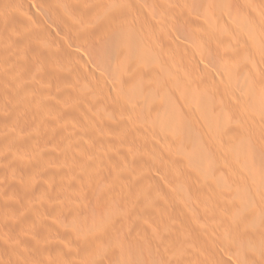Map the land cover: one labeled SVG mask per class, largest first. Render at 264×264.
Returning <instances> with one entry per match:
<instances>
[{
    "label": "bare ground",
    "instance_id": "obj_1",
    "mask_svg": "<svg viewBox=\"0 0 264 264\" xmlns=\"http://www.w3.org/2000/svg\"><path fill=\"white\" fill-rule=\"evenodd\" d=\"M65 3L67 8L60 11L61 13L56 8L55 10L53 7L51 10L46 8L53 22L61 24L59 27L64 35L60 39L62 48L56 49L58 55L61 59L71 58L75 62H80L81 50H72L70 46L83 48V45L87 47L102 44L113 46L115 50L119 49L115 63L118 65L110 70L108 85L116 87L127 99L125 118L134 121L141 127V131H134L136 133L134 136L129 135L130 133L123 134L124 130L121 128L108 131L105 120L95 118L90 107L91 101H97L100 96H103L104 107L108 106L106 100L108 93H105L108 85L103 89L101 84L97 83L101 89L92 88L90 78L83 76L84 73L89 75L88 71L83 73L82 69L76 72L75 69L67 68L66 73L54 76V80L60 87L66 85L70 88L71 93L66 97L74 100L77 107H80L83 120H74L75 129L70 139H63L59 143L50 137L54 142L52 151H48L49 148L47 150L42 148L33 153L32 158L40 159L42 152L48 151L53 166L46 165L45 169L43 168L46 170L43 171L45 174L38 175L34 169L36 172L34 175L35 172L30 168L29 162H26L24 173L28 176L31 171L34 172H31L32 177L34 180L37 179L38 183L41 182L44 190L42 194L46 191V196L52 183H55L53 172L60 170L71 176L78 185L80 194L95 197L102 180L97 177L92 167L97 172L102 170L99 156L89 157L90 150L101 151L107 160L112 162L113 172L116 170L115 162L118 161L129 168L136 164L141 165L145 160L151 161L161 173L163 186L167 191L171 190V195L160 204L164 210L162 231L166 243L159 247L163 248L162 251L166 249L170 254L167 262L163 259L157 260L152 255L155 257L157 250L160 249L154 246V254L149 255L148 258L151 260L148 259V264H212L208 260L200 263L195 256L192 258L193 261L186 257L190 243L186 244L180 238L187 234L188 238L193 240L197 236V231L198 242L196 245L191 243L203 251L202 253L206 252L208 256L216 258L218 261L215 264H228L219 252H215V256L211 255L216 234L236 237L246 245L264 244V206H258L255 200L256 204L253 202V196L254 199L258 194L264 197V128L261 127L262 123H259L257 115H249V118L240 115L247 120L243 124L239 122L241 117L237 115L239 110L237 106L249 99L250 102L256 101L252 102L254 105L257 104V100L252 99L256 98L261 88H264V0H131L126 13L107 12L104 8L99 13L88 4L83 9L90 20L86 35L77 34L76 23L69 14L70 10L77 6L76 1L65 0ZM231 22L247 27L246 34L233 35L235 39L232 37L233 40L230 38L229 41L226 37V26ZM171 29L175 38L170 39L168 44L172 45L170 48L164 45V35ZM197 36L199 40L201 39V42L198 40L199 43L196 44L199 46L193 41ZM179 37L186 41L179 44ZM184 45L189 47V52ZM52 53L50 50L47 57L50 58ZM178 58L184 62L189 61L191 66L181 64ZM196 59L201 61V64L204 63V78L201 77V81L195 79V75H199ZM195 63L197 68L194 67ZM247 86L249 90L253 87V93L247 91ZM43 103L38 98L37 102L32 104L27 102L25 105L28 108L25 109L42 108ZM96 113L98 116L102 114L100 111ZM109 115L111 119H115L111 112ZM117 117V121H114L118 122V125L123 124L122 119ZM145 123H150V127L151 125L157 127L158 141L149 136L150 134L147 135ZM71 141L76 142L68 143ZM204 141L209 144L208 148L200 144ZM46 143L44 141L43 146ZM227 148L234 149L236 155H230L231 153L226 151ZM199 153L206 155L204 158L209 160L215 170L225 169H223L225 173L229 174L225 179L231 188L224 196L220 195L222 193L219 195L213 193L214 196L204 195L207 201H205L207 216L204 218L206 222L203 221L201 225H197L195 216L181 210L182 200L178 196L180 193L174 192L176 188L182 187L181 185H186L185 181L193 179L194 175L191 177L188 167L192 168L193 164L190 165V162L194 159L192 162L194 163L196 160L194 156ZM17 177L21 179L20 176ZM252 177L257 178L256 182L251 179ZM20 179L14 178L9 181L12 184L9 186L10 191L13 187H22L24 179ZM184 189L187 190L186 187ZM7 191L8 188L5 193ZM8 196L2 194L1 197L7 200ZM223 207H229L239 213L238 219L232 221L223 212ZM97 212H95L97 215L92 214L94 228L76 234L78 246L92 248L103 230H106L105 217ZM11 214L17 216L14 211ZM107 217L111 218V215L106 214ZM42 221L36 226L38 224L42 226ZM44 222L46 224V221ZM111 233L109 232L110 236ZM8 236L6 235V238L10 241L12 237L9 239ZM9 244L10 247L13 246V243ZM7 248L1 250H8ZM14 250L15 247L12 249L13 253L16 251ZM166 255L163 254V258Z\"/></svg>",
    "mask_w": 264,
    "mask_h": 264
},
{
    "label": "rangeland",
    "instance_id": "obj_2",
    "mask_svg": "<svg viewBox=\"0 0 264 264\" xmlns=\"http://www.w3.org/2000/svg\"><path fill=\"white\" fill-rule=\"evenodd\" d=\"M75 1L77 6L75 5L76 7L70 10L69 14L76 23L77 34L82 35L87 34L86 28L90 24V20L83 10L88 4L95 12L99 13L104 9L107 12L126 13L131 4V0ZM51 7L60 12L65 11L67 5L65 0H0V201H2L0 202V264H148L151 260L148 258L149 255L154 254V246L159 248L163 243H166L162 231L164 216L162 213L164 210L162 205L160 207V204L167 199V196L171 195V190L167 191L163 186L161 173L155 164L145 160L143 164H136L129 168L118 161L115 162L116 170L113 172L112 162L107 160L101 151L90 150L89 157L99 156V164L102 170L97 172L92 167L97 177L102 180L95 197L91 196L94 200L88 194H80L76 182L63 171L53 172L55 183H52L50 192L47 191V194L49 193L48 198H46V191L42 194L44 190L41 182L38 183L37 179L34 180L32 177L31 172L34 169L40 175L43 171L46 172L44 170L46 165L48 167L53 166L51 157L47 154L54 146V142L50 137L59 143L63 139H70L72 131L75 129L74 123L83 120V114L79 110L80 107H77L74 100L66 97L71 93L70 88L66 85L60 87L54 80V76H62L64 72L66 73L65 69L67 68L75 69L76 72L82 69L83 73L88 71L89 75L84 73L83 76L90 78L93 83L92 88L101 89L97 84L99 83L105 89L108 85L107 79L110 70L118 65L115 63L118 59L119 49L115 50L113 46L102 44L87 47L83 45V48L70 46V48H73L72 50H81L80 62H75L71 58L70 60L68 58L61 59L56 49L62 48L60 39L64 35L60 29L61 24L59 22L54 23L48 15V10H51ZM171 30H168L164 35L165 47H170L171 44L168 45L170 39L175 38L173 30ZM246 32L247 27L234 22L228 23L226 26V37L229 41L233 40V35L243 36ZM196 39L193 40L195 45L201 42V39ZM178 40L179 44L180 42L182 44L184 40L186 41L181 37ZM184 46L189 52V47ZM196 46H199V44ZM50 50L53 53L49 58L47 53ZM178 61L182 62L183 65L191 66L189 61L184 62L180 58H178ZM201 63L197 60L198 68L197 64H194L198 71L197 74L202 75L200 77L195 75L197 81H201V77L204 78V63ZM85 86L88 87L86 84ZM13 88L15 89L13 90ZM248 88L249 86H247V91L253 93V87L251 90ZM106 89L108 106L104 107L102 103L103 96L99 95L100 98L97 101L92 100L90 104L93 116L105 120V125L110 132L121 128V130H124V132L122 131L123 134L130 133L129 135H133L135 132L141 131V127L134 121L125 118L128 106L127 99L113 85H108V90ZM258 95L255 96L256 98H251L257 100L255 105L252 102L256 101L250 102V99L239 104L237 115L243 114V118H249V115H257L259 123H262L261 127L264 128V107H262L264 105V88L259 90ZM38 98L44 102L42 108L25 109L27 102L32 104L37 102ZM69 100L71 101L68 102ZM157 100L161 101V99ZM96 111H100L102 114L98 116ZM110 112L113 114L114 120L117 121V116L122 119V126L111 119ZM247 113L249 114L246 115ZM240 117L242 118V116ZM241 118L239 119L240 123L243 124L247 121ZM144 125L145 131L148 132L147 135L150 134L149 136L158 141L157 127L155 125L150 127V123ZM40 126H43V128L41 129ZM44 141L47 143L43 146ZM72 142L76 141L68 143L73 144ZM200 144L207 148L209 145L205 141L200 142ZM42 148L49 149L42 152L43 155L40 159L32 158L33 153ZM226 151H229L230 155H236L235 150H232V148H227ZM194 157L196 160L194 163H192L194 159L190 162V165H193H191L192 168L188 167V171L191 177L194 175L195 178L189 179L191 180L189 182L185 181L186 185H181L184 188L186 187L187 190L180 187L173 191L180 193L176 194H179L178 196L182 200L181 210L188 211L195 216L197 225H201L206 222L204 218L207 203L205 204L206 199L204 197L213 195V193H215L214 195L222 193L220 195L224 196L225 193L228 194L231 191V188H229L230 185L228 186V181H226L229 174L225 173L224 168H221L218 172L212 167L209 160L204 158L206 155L201 153ZM26 162H29L30 168L33 170L28 175L31 179L24 173V171L26 172ZM17 176H20L21 179H24L22 181L26 182H22V187L12 188L11 186L10 191L9 186L12 184L9 181L14 178L20 179ZM251 179L257 180L256 177ZM7 188L8 191L5 193ZM2 194L9 195L6 197L7 200L3 198L4 195L1 197ZM8 200H11V202ZM254 200L258 206H264V197L261 194L256 195L255 199L253 196V202ZM12 206L16 209L11 208ZM222 210L232 221L237 220L240 215L229 207H223ZM12 211L17 214L16 217L11 214ZM95 212L104 215L105 222H107L106 225L104 224L106 230L100 232L101 236L92 248L78 246L76 244V234L94 228L92 214ZM106 214H110L111 218H106ZM39 221H42V226H39V224L36 226ZM44 221H46V224ZM109 232H112L111 236ZM6 235H9V239L12 237L13 240L11 238L9 241ZM198 237L199 231H197V236L193 240L189 239L187 234L180 238L186 244L190 243L186 257L192 259L195 256L201 261L200 263L209 261L215 264L218 261L216 258L208 256L206 252L202 253L203 251L193 245L198 242ZM9 243H13L12 245L16 250H14V253L12 251L14 247L11 246V249ZM156 243L158 244L156 245ZM213 243L211 255L213 256L215 252H219L228 264H264V244L259 246L246 245L245 242L238 240L236 237L231 238L230 235L226 234H216ZM4 248L8 250H1ZM157 248L155 247V250ZM162 249L160 250L162 251ZM160 250L155 251L156 256L152 255V257L167 262L170 253L166 249L162 252ZM9 251L12 252V255ZM159 254H162V257ZM163 254L166 257L163 258Z\"/></svg>",
    "mask_w": 264,
    "mask_h": 264
}]
</instances>
